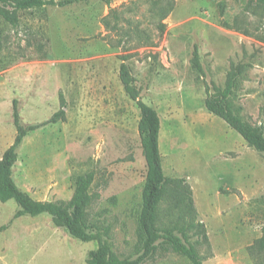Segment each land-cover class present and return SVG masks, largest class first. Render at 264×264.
I'll list each match as a JSON object with an SVG mask.
<instances>
[{"label":"rangeland","instance_id":"1","mask_svg":"<svg viewBox=\"0 0 264 264\" xmlns=\"http://www.w3.org/2000/svg\"><path fill=\"white\" fill-rule=\"evenodd\" d=\"M173 11L163 19L165 9ZM164 26V28L162 27ZM199 49L203 72L193 63ZM127 64L141 99L162 120L160 148L170 182L158 227L190 243L205 264H264L250 248L264 227V154L206 107L244 65L231 98L245 122L264 131V4L259 0H86L0 17V159L25 127L17 185L37 201H70L94 174L89 219L123 259L142 254L139 216L148 165L141 111L122 83ZM0 202V264H87L98 242H82L49 215L15 219ZM261 258V259H260ZM263 260V261H262ZM144 264H191L160 243Z\"/></svg>","mask_w":264,"mask_h":264},{"label":"trees","instance_id":"2","mask_svg":"<svg viewBox=\"0 0 264 264\" xmlns=\"http://www.w3.org/2000/svg\"><path fill=\"white\" fill-rule=\"evenodd\" d=\"M82 1L86 0H0V17L15 24L18 21V14L23 10L41 9L48 6L67 7ZM102 1L111 5L114 0ZM259 1L264 4V0ZM165 11L163 19L173 11V5H170ZM162 27L164 28V26ZM193 63L199 71L203 72L197 47L194 51ZM243 73L244 65H237L229 73L224 89L214 87L213 91H209L208 88L206 107L238 132L251 147L264 154V131L253 127L237 115L231 102L238 79ZM120 76L126 92L137 103L141 111L139 131L148 165L142 210L139 216L142 254L135 259L118 257L114 253L110 241L105 237V231L89 219V210L92 205L90 191L95 179L93 173L81 175L78 178L74 195L70 201H37L17 185L14 178V167L19 159L18 150L31 132L37 131L49 123L67 119V105L63 96H61L62 109L50 121L43 124L25 127L22 125L18 109L15 107L17 137L14 144L0 159V202L7 203L14 200L18 204L20 209L16 213L15 219L26 215L38 217L46 214L52 218L58 228L64 229L74 239L85 243L98 242V248L88 253L87 264H144L155 255L160 243L188 259L191 264H205L203 256L190 243L187 230L180 231L181 235H179L173 229L158 227L159 207L165 199L166 188L171 183L165 175L160 148L162 120L159 112L141 99V89L136 85V79L125 63L121 67ZM262 232V237L250 248V252L258 257L264 255V227ZM262 259L264 260V258Z\"/></svg>","mask_w":264,"mask_h":264}]
</instances>
